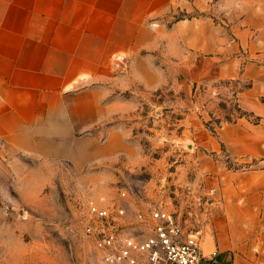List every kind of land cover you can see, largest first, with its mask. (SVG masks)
Wrapping results in <instances>:
<instances>
[{
  "label": "rangeland",
  "instance_id": "1",
  "mask_svg": "<svg viewBox=\"0 0 264 264\" xmlns=\"http://www.w3.org/2000/svg\"><path fill=\"white\" fill-rule=\"evenodd\" d=\"M205 2L179 0L151 22L159 30L157 48L114 60L113 75L93 84V92L65 93L68 114L100 115L81 124L72 140L40 139L35 153L0 145V264H100L84 231L91 203L123 208L133 235L141 231L137 212L160 204L184 232L201 237L212 217L211 194L198 173L199 133L215 135L243 112L235 102L241 85L201 78L215 71L213 53L199 54L178 35V25L203 19L231 39L228 7L207 0L201 10ZM91 100H98V111L86 106ZM24 146L32 150L30 141ZM221 160L228 169L247 167Z\"/></svg>",
  "mask_w": 264,
  "mask_h": 264
},
{
  "label": "crops",
  "instance_id": "2",
  "mask_svg": "<svg viewBox=\"0 0 264 264\" xmlns=\"http://www.w3.org/2000/svg\"><path fill=\"white\" fill-rule=\"evenodd\" d=\"M178 1L0 0V145L35 153L40 139L72 140L81 124L97 122L99 114H68L65 93L93 92L113 75L114 60L157 48L151 22ZM219 1L228 7L230 40L203 19L177 32L184 46L213 53L215 71L200 77L241 85L237 107L257 122L242 117L215 135L199 133L198 173L212 217L200 237L201 264H264V0ZM85 103L100 109L98 100ZM223 155L247 167L228 169Z\"/></svg>",
  "mask_w": 264,
  "mask_h": 264
},
{
  "label": "built area",
  "instance_id": "3",
  "mask_svg": "<svg viewBox=\"0 0 264 264\" xmlns=\"http://www.w3.org/2000/svg\"><path fill=\"white\" fill-rule=\"evenodd\" d=\"M119 197L126 198L120 191ZM85 234L93 239L100 264H201L198 233L184 232L173 215L160 204L135 215L140 234L125 228V210L117 205L100 207L91 203Z\"/></svg>",
  "mask_w": 264,
  "mask_h": 264
},
{
  "label": "trees",
  "instance_id": "4",
  "mask_svg": "<svg viewBox=\"0 0 264 264\" xmlns=\"http://www.w3.org/2000/svg\"><path fill=\"white\" fill-rule=\"evenodd\" d=\"M239 110V109H238ZM240 112V111H239ZM241 117H251V115L250 114H247V113H245V112H240V115H239V118H241ZM213 134H214V132L213 131H211Z\"/></svg>",
  "mask_w": 264,
  "mask_h": 264
}]
</instances>
